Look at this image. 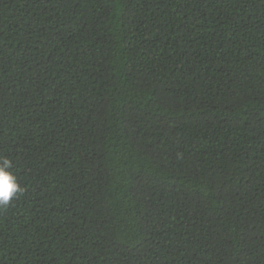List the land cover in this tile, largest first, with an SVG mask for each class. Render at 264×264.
I'll list each match as a JSON object with an SVG mask.
<instances>
[{
	"label": "trees",
	"instance_id": "obj_1",
	"mask_svg": "<svg viewBox=\"0 0 264 264\" xmlns=\"http://www.w3.org/2000/svg\"><path fill=\"white\" fill-rule=\"evenodd\" d=\"M0 264H264V0H0Z\"/></svg>",
	"mask_w": 264,
	"mask_h": 264
},
{
	"label": "clouds",
	"instance_id": "obj_2",
	"mask_svg": "<svg viewBox=\"0 0 264 264\" xmlns=\"http://www.w3.org/2000/svg\"><path fill=\"white\" fill-rule=\"evenodd\" d=\"M11 167L10 159H0V206H7L23 190Z\"/></svg>",
	"mask_w": 264,
	"mask_h": 264
}]
</instances>
